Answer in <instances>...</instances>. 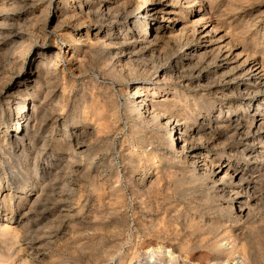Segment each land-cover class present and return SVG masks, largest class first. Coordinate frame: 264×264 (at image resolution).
Returning <instances> with one entry per match:
<instances>
[{"label": "rangeland", "instance_id": "rangeland-1", "mask_svg": "<svg viewBox=\"0 0 264 264\" xmlns=\"http://www.w3.org/2000/svg\"><path fill=\"white\" fill-rule=\"evenodd\" d=\"M194 4L175 7L176 24L206 13L214 32L201 47L231 48L228 68L179 56L189 27L114 77L112 47L96 44L104 25L73 42L77 22L54 0H0V264H264V135L253 125L264 105L222 76L252 53L264 61V0ZM57 53L48 76L39 62ZM164 66L173 77H151ZM139 83L148 103L165 97L157 110L180 117L197 153L180 152L162 116L131 108ZM222 162L244 180L217 174Z\"/></svg>", "mask_w": 264, "mask_h": 264}, {"label": "bare ground", "instance_id": "bare-ground-1", "mask_svg": "<svg viewBox=\"0 0 264 264\" xmlns=\"http://www.w3.org/2000/svg\"><path fill=\"white\" fill-rule=\"evenodd\" d=\"M195 1H201V0H54V12H57V13L58 12H62V13H65V14H69L68 16L73 18L74 21L77 22L75 24V26L73 25L75 27L74 28L75 33L72 32V34H71V38H72L73 42L86 41L85 38L89 37V29L90 28H93L95 30V29L100 28L101 25L105 26V30L106 31L103 32L101 36H97L96 37V39H97L96 40V44L101 43L103 45H107V46L112 47L111 48L112 50L109 51L110 54L112 55V58H111L112 65H111V70H109L108 73L114 74L113 75L114 77L122 73V71H123L122 68L124 67V65H127V64H129V65L131 64V65H135V66L140 65L136 60L137 59L138 60L142 59L140 57H142V56H144L146 54H150L151 52H154L160 46V44H161L160 41L161 40L167 39V38L168 39L169 38H176L177 36L179 37V34L181 32L183 33V31L188 29L189 27H192V28H191V30H190V28L188 29V31L190 30L189 33H188V38H187L188 41H186V43H184L185 46H188V47L185 49V51H182L179 56L183 57L185 59H188V60L195 59V60H201V61L202 60H207L208 58H210V59L211 58H213V59L216 58V59H218L217 69L223 71L222 69L228 68L229 65L233 61L231 48L225 46V44H224V46H217V48L215 50H213L211 52H208V51H206V49H207L206 46L203 47V48L201 47L202 44H205L206 42L211 41V37L209 35H212L211 33L214 32L212 29H208V25L207 24H208L209 20L205 18V14L206 13L203 14V15L200 14V16H198L196 18L195 17L194 18L193 17L192 18L191 17L190 18H185V20H181L180 23L176 24V22L179 21L180 19L179 20L175 19V16H173V14L176 13V8L175 7L178 4H181L182 6L186 5L188 10L190 11V10H192L193 4H194ZM61 4H64L65 7L62 8ZM194 6H195V4H194ZM46 7H47V5H46ZM204 10L205 9H203V11ZM211 11H213V10H211ZM91 16L92 17L94 16L95 18L99 17L100 19L98 18L97 21L94 24H92V26L87 25V27H85V25H84L85 22H86L85 21V17L89 18ZM207 16H209V15H207ZM162 17L165 20V22L167 23L166 26H164L165 24H163V23H162V25L160 24V20H161ZM154 20H156L155 23H153L154 25H156V28H154L152 31H150L149 34H147V32H145V33L143 32V34H141V27L143 25H146L147 29L151 28V27H149V25L151 26V24H152L151 21H154ZM170 21H172V22H170ZM88 23H89V21H88ZM180 24H181V26L179 27ZM64 32H66V31H64ZM185 33H187V32H185ZM92 37H93V35H92ZM176 40H177V38H176ZM70 44H72V43H70ZM214 47H215V45H214ZM67 53H70V51L65 50L64 54H67ZM58 54L59 53H57L56 55H52V56L49 55L47 57L48 61H46V63L44 62V60L42 62L41 61L39 62L40 65L41 64H46L45 65L46 67L45 66L44 67L47 70L46 74L48 76H53V74L55 72L52 70V68L53 67H56V68L58 67V61H57L58 57H56ZM70 54H71L70 58H72V59L76 58V55H75V53L73 51ZM160 55H161V53H160ZM77 56H79V55H77ZM149 56H151V54ZM151 61H152V59H151ZM121 63H123V64H121ZM263 63H264L263 58L260 59L259 56L256 53H252L247 58H245V60L243 61V63L240 66H238V67L235 66L236 68L228 69L222 75V76L226 77V79L230 83L232 81L236 82L237 88L239 90H241V91H244L245 102H249L251 106H253L252 104L255 103V102H257L258 104H263L264 105V64ZM94 64H95V62H94ZM144 66H147V65L144 64L143 67ZM174 66H175V64H174ZM34 67H35V65H34ZM114 67L115 68L116 67L117 68L120 67V71L118 72ZM140 69H142V68H140ZM63 71H61V72H63ZM143 71H144V69H143ZM124 72H126V71H124ZM174 73H176L174 67L164 66V68L161 69V70H155L152 73L151 77H173ZM128 74L131 75L132 71L130 70ZM30 75H31L30 73H27L25 75V77L27 76V79H28V77H30ZM40 75H41V73H38V76H40ZM64 75L65 74H63V77H64ZM45 84H46V82H45ZM133 89H134V92H133V95H132V97H133V102L132 103L133 104L131 105L132 106L131 108L133 110L137 111L138 115H145L146 114L148 117L150 116L151 118L152 117H158L159 118V117L162 116L161 113L159 112L161 110H159V111L157 110V105L158 106L160 105V103H159L160 101L161 102L162 101L166 102L165 97L161 98L160 100L156 99L157 103H154L153 101L148 103L147 99L150 96V94H149V90H150L149 85H147V84H143L142 85V84L139 83L138 86L133 88ZM19 90H15L16 93H19ZM167 102H168V100H167ZM165 115H167V114H165ZM23 116H24V114L22 115V118H23ZM27 116L28 115H26L24 118H26ZM161 118H162L163 123L166 126L171 127L172 130H176V134H175L176 137L173 140H174V145H176L178 147L180 152L182 151V152L189 153V154L198 152L197 151L198 147L202 146L201 141H199V140L197 141L196 137H195V134L191 133L188 130V127H186L184 125L185 123H183V122L181 123L180 122V120H181L180 117L178 118V116L175 117V116H172V115H169V116H164L163 115ZM19 123L20 122H18L16 124V128L19 125ZM254 123H253V125L255 126L254 130H256V131L261 130L262 134L264 135V129H263L264 128V117L259 119L257 122H254ZM203 133L205 135V132H203ZM201 135H202V133H201ZM205 140H207V139H205ZM178 154H179V152H178ZM258 159H259V157H258ZM231 163H233V162H231ZM231 163H228V162L227 163H225V162L223 163L222 162L219 165L217 164V174H221L223 171H225L224 172L225 175L227 173L231 174V176L233 178H236L240 182H242L244 180V177H243L244 173H246V172L242 171V169H240L239 167H237V166H235L234 164H231ZM250 172H251V170H250ZM222 176H224V175H222ZM226 185H228V184H226ZM243 204H241L242 208H243V206H242ZM246 209H247V207H246ZM239 214H240V212H239ZM242 215H243V213H242ZM5 226H6V224H5ZM6 227H8V226H6ZM7 231H9V230L8 229L4 230L3 234H7L8 235V233H6ZM6 236H4V237H6ZM16 236H17V234H16ZM14 239H16V237ZM5 241H6V239H5ZM9 245H11V244H9ZM233 250H234V247H231L229 252H232ZM120 264H126V263L124 261H122Z\"/></svg>", "mask_w": 264, "mask_h": 264}]
</instances>
